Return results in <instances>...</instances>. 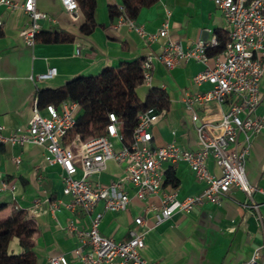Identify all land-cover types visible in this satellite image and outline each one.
Listing matches in <instances>:
<instances>
[{"label":"crops","instance_id":"obj_1","mask_svg":"<svg viewBox=\"0 0 264 264\" xmlns=\"http://www.w3.org/2000/svg\"><path fill=\"white\" fill-rule=\"evenodd\" d=\"M11 1L21 5L24 0ZM120 7L121 0H96L95 26L89 34H82L80 28L85 18L80 9L69 14L59 0H36V9L47 16L39 21L38 33H63L72 40L58 43L39 40L27 46L23 31L30 24L29 17L20 9L0 6V125L5 136L28 126L36 100L41 107L69 101L65 99V85L75 77L95 76L104 68H117L149 54L157 55L167 40L187 49L198 42L209 43L217 34L227 32L222 13L211 0H156L151 6L141 8L133 20L135 26L147 33H156L169 13L168 37L150 44L127 26L117 27V18L110 20L109 9ZM49 68L57 71L53 79L31 80ZM203 68L194 60L170 70L156 62L150 85L135 89L142 102L150 88L163 90L168 100L167 110L150 130L151 146L162 147L173 142L184 150L197 149L194 125L182 99L209 89L206 83L199 86L193 83V77ZM259 92L261 101L255 116L264 120V78ZM207 108L208 113L200 114L214 119L221 110H227L228 103L221 108L209 104ZM112 144L114 151L122 145L117 139H113ZM44 154L43 147L31 143L0 145V203L5 205L0 220L8 217L13 209L27 212L35 224L31 236L35 264H47L50 258L59 255L65 256L70 264H78L72 255L78 239L68 233L66 227L74 222L79 229H87L89 217L79 210L51 207L50 203L59 200L66 203L69 198L62 195L61 169L49 165ZM164 168L170 169L168 164ZM208 170L213 174L219 172L211 159ZM172 171L174 183L164 185L162 192L175 190L176 198L182 200L202 190L203 184L194 179L185 163L174 165ZM124 174L125 165L110 160L105 170L91 181L106 185L123 178ZM245 174L254 189L251 198L231 187L218 203L204 202L190 213L177 212L160 223L156 222L155 214L145 208L147 203L157 204L162 192L147 203L132 199L125 211L117 213L105 211L103 203L99 202L90 216L100 213V234L122 242L130 239L134 218L142 217L147 232L140 254L151 263L247 264L254 250L261 249L260 261L264 264V130L252 140ZM2 185H6L5 190H1ZM127 191L132 192L129 187ZM35 202H38L36 208ZM10 251L20 252L15 240L11 242Z\"/></svg>","mask_w":264,"mask_h":264},{"label":"built area","instance_id":"obj_2","mask_svg":"<svg viewBox=\"0 0 264 264\" xmlns=\"http://www.w3.org/2000/svg\"><path fill=\"white\" fill-rule=\"evenodd\" d=\"M59 1L69 14L79 9L76 0ZM211 1L221 11L227 28L221 52L207 55L208 49L216 47V37L209 43L198 42L187 49L178 42L167 40L159 54H149L141 62V85H150L156 62L167 70L189 60L204 66L193 77V83L196 86L206 83L209 89L192 96L185 95L182 99L196 132V150L181 149L173 142L162 147L151 146L150 130L164 114V110L156 111L153 107L138 113L131 144L121 145L118 151H114L112 140L121 142V123L113 113L107 116L108 124L103 135L85 141L75 136L69 144H63L64 136L76 124L78 104L70 100L43 107L36 100L28 126L16 129L7 136L0 125V145L31 143L41 146L45 151V161L61 169L62 195L69 201L59 200L50 203L51 207L54 210L60 207L69 211L79 210L88 215L87 229H79L74 222L66 227V231L78 239V245L72 251L76 263L155 264L144 260L140 254L147 232L142 217L134 218V227L129 230L130 239L122 242L102 236L99 231L102 215H90L99 202L103 203L105 211L117 213L125 211L132 199L147 203L151 198L159 197L168 170L164 168L166 164L172 170L174 165L185 163L203 188L182 200L176 198L175 190L162 192L157 204L147 203L145 210L155 214L157 223L177 212L190 213L204 202L218 203L231 187L251 198L254 189L247 181L245 164L252 140L264 130V120L255 116L261 101L259 84L264 78V0ZM0 6L9 10L20 9L29 17L30 24L23 31V39L25 45L32 46L40 29L39 21L47 19L36 9V0H24L21 5L11 0H0ZM119 10L123 12L121 7ZM124 25L151 44L158 38L168 37L169 13L156 33H147L121 13L116 26ZM56 74L55 68H49L35 78L31 77V80H51ZM226 102L228 108L221 110L218 118H206L207 115L200 114L210 111L207 108L209 104L221 108ZM210 159L218 174L208 170ZM110 160L125 165L124 177L106 185L92 183L91 179L99 176ZM15 162L18 163V160ZM127 187L132 190L131 193H128ZM5 189L6 185H2L1 190ZM37 206L38 202H35L34 208ZM252 207L256 208L255 205ZM260 250H254L247 264H262ZM47 264L70 262L59 255L50 258Z\"/></svg>","mask_w":264,"mask_h":264},{"label":"trees","instance_id":"obj_3","mask_svg":"<svg viewBox=\"0 0 264 264\" xmlns=\"http://www.w3.org/2000/svg\"><path fill=\"white\" fill-rule=\"evenodd\" d=\"M156 0H121L119 8L109 9V18L113 20L124 14L134 20L143 7L154 4ZM84 15L85 22L80 28L82 34H89L95 26L94 10L96 0H76ZM217 45L207 50L208 56L218 54L223 49L226 34H217ZM58 43L71 41L72 37L63 33H38L34 41ZM123 63L117 68H104L95 76L75 77L65 85V99L76 102V124L63 138V144H69L75 136L89 140L104 134L108 124L107 116L113 113L121 123V143L129 146L132 133L137 124L138 113L153 107L156 111L167 110V97L163 90L150 88L146 99L139 100L135 89L142 84L141 62ZM58 104V102L54 103ZM175 176L171 169L165 172L164 185H172ZM5 205L0 203V212ZM35 224L23 209H13L8 217L0 220V264H35L31 236ZM16 241L19 253H12L10 245Z\"/></svg>","mask_w":264,"mask_h":264}]
</instances>
